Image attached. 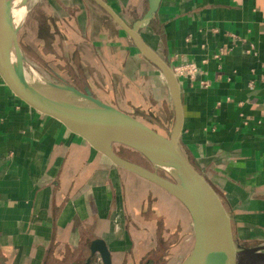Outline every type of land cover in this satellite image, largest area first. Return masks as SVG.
<instances>
[{"label": "crops", "instance_id": "0c3cea01", "mask_svg": "<svg viewBox=\"0 0 264 264\" xmlns=\"http://www.w3.org/2000/svg\"><path fill=\"white\" fill-rule=\"evenodd\" d=\"M103 1L132 26L152 0ZM40 26L55 30L49 67L67 84L170 132L164 78L91 0L30 8L19 31L26 50L18 39L25 61L42 59ZM140 36L178 77L179 146L220 196L235 243L264 246V0H159ZM191 240V218L174 197L27 108L0 78V264H103L95 241L111 264H170Z\"/></svg>", "mask_w": 264, "mask_h": 264}, {"label": "water", "instance_id": "95a60500", "mask_svg": "<svg viewBox=\"0 0 264 264\" xmlns=\"http://www.w3.org/2000/svg\"><path fill=\"white\" fill-rule=\"evenodd\" d=\"M91 1L125 33L139 54L164 78L173 106V124L168 137L68 85L41 79L37 82L39 88L32 84L18 43V33L30 11L28 0H0L1 80L27 108L59 122L112 165L156 185L183 205L191 218L194 241L188 256L180 264H264V246L245 248L235 243L231 218L220 196L179 146L183 109L178 77L172 65L158 56L140 36V31L153 19L159 0H152L145 15L132 26L103 0ZM47 87L90 104L75 105L51 98L42 92V88ZM116 145L140 154L152 167L171 175L174 181L118 156L114 150ZM91 251L100 255L103 264H111L109 252L101 241L92 243Z\"/></svg>", "mask_w": 264, "mask_h": 264}, {"label": "rangeland", "instance_id": "374dc122", "mask_svg": "<svg viewBox=\"0 0 264 264\" xmlns=\"http://www.w3.org/2000/svg\"><path fill=\"white\" fill-rule=\"evenodd\" d=\"M28 7L31 8V12L34 11L37 14L38 13L41 14L42 13V0H28ZM22 31L20 32V34L18 33V39H20L19 42H20L21 47L24 48V44H23L24 41H23V34H22L23 32ZM25 47H26V45H25ZM26 65H27L26 70H27L28 78H29L30 82L32 84H34L37 88H39L38 83H37L38 79H41L43 81H48L52 84H61L60 82L63 80V78L57 77L53 72L48 73L47 70L43 69L42 65H40L38 62L32 61L31 58L26 61ZM34 66H36V68ZM63 76L65 77L66 81H68V82L71 81L68 75H63ZM42 92L51 98L61 100V101H65V102H69V103H72L75 105H88V104H90L88 101H84L82 99H79L78 97L77 98H69L66 96L65 93L60 92L58 90H54L51 87H47L46 89L42 88ZM81 92L86 97L93 98V95L89 91L83 90ZM156 113H157L156 115H160L161 117H163L162 110L159 109V111H157ZM155 119H158V117H156ZM164 134H166L164 136L169 135V133L168 134L164 133ZM114 149L117 152H119L122 156H125L126 158H128L129 160L140 163L143 166H145L151 170L157 171L158 173H160L162 175L171 176L168 173H164V172H161V171L155 169L154 167H152V165L147 163L145 160H142V159L136 157L135 154L131 153L129 150H127L125 148H122L119 145L114 146ZM181 228H182V226H181ZM191 241H192V246H193V241H194L193 230H192V240ZM185 256H186V253L184 255H180V256L176 257L175 260L170 264H180L184 260ZM143 264H145V262ZM150 264H157V262L151 261Z\"/></svg>", "mask_w": 264, "mask_h": 264}, {"label": "trees", "instance_id": "16d2710c", "mask_svg": "<svg viewBox=\"0 0 264 264\" xmlns=\"http://www.w3.org/2000/svg\"><path fill=\"white\" fill-rule=\"evenodd\" d=\"M55 25V24H54ZM41 27V26H40ZM38 27V29H37V37H38V39H42V43H43V45H42V59L41 58H39L38 57V55H40V54H35L36 55V58L40 61V62H42L41 64H42V67H43V69H45V70H47V72L49 73H51V72H53L54 74H55V72L53 71V69H51L49 66H50V64H52L53 62H55L56 60H55V58H56V54L54 53V40H52V39H54V37H53V34H55V30L53 31V33H50V32H47L46 30H45V28H43V27ZM54 28V27H53ZM56 28H57V26H56ZM61 31L63 32V33H66V31H67V29L63 26L62 27V29H61ZM24 44V46L26 45V47H25V50H26V48H28V44H26L25 42L23 43ZM40 48V47H39ZM24 49V48H23ZM38 61V62H39ZM59 64V63H58ZM58 67H61V65H57ZM56 75V74H55ZM57 77H59L58 75H56ZM60 78V77H59ZM61 84H65V85H68V86H70V87H73V88H75L74 86H72V85H69V84H67L64 80H62L61 82H60ZM76 89V88H75ZM77 90V89H76ZM79 91V90H78ZM81 92V91H80ZM111 92V91H110ZM98 100V99H97ZM103 103V102H102ZM108 103V102H107ZM107 103H104V104H107ZM169 132H167V134H168ZM162 135V134H161ZM164 135H166V134H163V136ZM166 137H168V136H166ZM122 147V146H121ZM122 148H125V149H127V150H129L131 153H133V154H135V156L136 157H138V158H140V159H142V160H145L146 162H147V160L146 159H144L140 154H138V153H136L135 151H132L131 149H128V148H126V147H122ZM115 150V149H114ZM115 152H116V154L118 155V156H120V157H122L123 159H125V160H128V161H130V162H133V163H136V164H138V165H141V166H143L142 164H140V163H137V162H135V161H132V160H129L128 158H126L125 156H122L119 152H117L116 150H115ZM148 163V162H147ZM143 167H145V166H143ZM145 168H147V167H145ZM147 169H149V168H147ZM151 170V169H150ZM158 170V169H157ZM159 171H161V172H164V173H166L165 171H163V170H159ZM157 172V171H156ZM158 173V172H157ZM159 175H161L162 177H165V178H167L168 180H170V181H174L173 180V178L171 177V176H166V175H162V174H160V173H158ZM177 225V224H176ZM178 241V240H177ZM191 249H192V245H191ZM191 249H190V251H191ZM188 254L189 253H187L186 254V256H185V258L188 256ZM184 258V259H185ZM158 264H168V263H166V262H160V263H158Z\"/></svg>", "mask_w": 264, "mask_h": 264}]
</instances>
